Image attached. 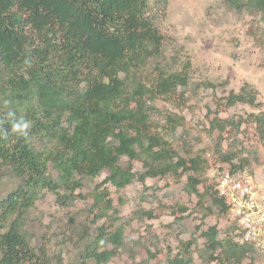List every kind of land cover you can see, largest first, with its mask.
Wrapping results in <instances>:
<instances>
[{"label": "trees", "instance_id": "16d2710c", "mask_svg": "<svg viewBox=\"0 0 264 264\" xmlns=\"http://www.w3.org/2000/svg\"><path fill=\"white\" fill-rule=\"evenodd\" d=\"M229 2L264 20V0ZM150 11V0H0V182L6 176L17 179L0 197V264H51L27 231L32 208L45 190L64 204L74 202L84 179L104 172L108 175L96 184L92 204L100 218L117 212L107 183L120 189L136 179L186 172H192L190 193L209 196L212 207L228 211L215 183L199 189L202 158L177 153L152 129L155 106L149 102L185 86L188 73L162 70L154 81L145 79L159 30ZM258 93L246 83L228 95L227 104H260ZM251 116L264 138V111ZM21 119L30 124L26 136L12 132L13 122ZM135 160L142 162V172L135 170ZM221 160L231 171L245 167L233 163L230 153ZM124 234L122 226L109 233L101 226L97 235L85 238L82 263L109 262ZM203 236L205 264H242L258 252L229 235L221 237L216 224ZM192 261L176 257L173 264Z\"/></svg>", "mask_w": 264, "mask_h": 264}, {"label": "rangeland", "instance_id": "374dc122", "mask_svg": "<svg viewBox=\"0 0 264 264\" xmlns=\"http://www.w3.org/2000/svg\"><path fill=\"white\" fill-rule=\"evenodd\" d=\"M150 3L159 30L146 59L145 79L154 81L162 70L188 73L185 86L149 102L155 106L153 131L161 132L177 153L202 158L201 191L214 185L220 171L230 169L231 164L221 160L228 153L233 163L245 165L238 171L254 173L262 183L264 138L251 114L264 111V20L239 11L229 0ZM246 83L258 90L260 104L228 105V95ZM134 167L138 172L144 169L139 160ZM190 173L148 177L143 182L136 179L120 189L107 183L117 212L102 218L92 207L93 193L108 172L85 178L76 191L81 196L68 204L45 190L30 212L27 231L51 264H83L80 250L85 238L97 235L101 226L109 233L118 225L125 229L123 244L103 264H173L176 257H192V264H205L209 254L203 232L208 227L218 225L223 238H241L228 211L221 213L212 207L209 196L198 198L188 191ZM16 184L12 176L3 178L0 197ZM189 241H193L191 248ZM113 247L108 243L107 248ZM257 251L242 264H264V253Z\"/></svg>", "mask_w": 264, "mask_h": 264}, {"label": "built area", "instance_id": "2783aa9c", "mask_svg": "<svg viewBox=\"0 0 264 264\" xmlns=\"http://www.w3.org/2000/svg\"><path fill=\"white\" fill-rule=\"evenodd\" d=\"M215 190L227 204L240 241L264 253V181L259 183L254 173L226 168L218 173Z\"/></svg>", "mask_w": 264, "mask_h": 264}, {"label": "clouds", "instance_id": "9594fccd", "mask_svg": "<svg viewBox=\"0 0 264 264\" xmlns=\"http://www.w3.org/2000/svg\"><path fill=\"white\" fill-rule=\"evenodd\" d=\"M30 124L29 122L21 119L14 121L12 124V132L16 133L21 136H26L27 135V130L29 129Z\"/></svg>", "mask_w": 264, "mask_h": 264}]
</instances>
